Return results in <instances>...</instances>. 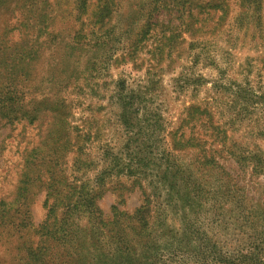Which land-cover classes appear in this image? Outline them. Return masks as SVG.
I'll use <instances>...</instances> for the list:
<instances>
[{
    "label": "trees",
    "instance_id": "obj_1",
    "mask_svg": "<svg viewBox=\"0 0 264 264\" xmlns=\"http://www.w3.org/2000/svg\"><path fill=\"white\" fill-rule=\"evenodd\" d=\"M237 2L238 11H264V0ZM71 3L75 11L62 12L57 0H0V131L20 137L21 157L15 190L0 196V247L15 252L13 264H264V203L220 164L223 133L208 111L189 108L170 130L153 105L155 76L138 88L118 80L117 130L99 159L89 152L101 142L95 120L74 119L81 80L95 72L99 81L114 65L140 70L146 50L151 64L174 62L186 36L194 47L230 0H139L126 27L117 0ZM60 15L81 27L55 32ZM253 167L264 174L263 159ZM107 191L118 199L110 218L99 206ZM134 192L141 202L129 213ZM42 193L47 215L36 227L32 205Z\"/></svg>",
    "mask_w": 264,
    "mask_h": 264
},
{
    "label": "rangeland",
    "instance_id": "obj_2",
    "mask_svg": "<svg viewBox=\"0 0 264 264\" xmlns=\"http://www.w3.org/2000/svg\"><path fill=\"white\" fill-rule=\"evenodd\" d=\"M117 1L120 3L117 19L126 27L130 23L128 18L131 19L138 13L133 4H139V0ZM71 2L72 0H57L55 10L75 11ZM237 3V0H230L231 11H227L226 15L220 13L213 17L209 23V33L196 37L199 42L194 47L191 48L192 40L186 36V41L177 47L179 52L175 53L174 62H164L159 66L151 64L146 50L141 54L140 70L130 63L114 65L110 69H101L102 77L99 81L92 80L94 75H98L95 72L85 77L89 81H80V88L75 90L74 95L77 108L74 107V119L77 124L85 123L82 117L90 116V119L95 120L91 127L93 130H100L101 142L97 141L90 146L89 152L93 157L99 159L100 147L106 141L104 139L112 137L117 130V110L110 102L115 82L125 79L128 86L138 88L148 77L155 76L153 79L157 82L153 90H156L157 98L153 105L163 113L168 128L175 129L189 108L197 107L208 111L223 133L225 143L220 142L223 147L216 148L222 157L220 164L233 179L238 180L252 201L264 203V174L256 173L253 167L255 158L264 160V11H238ZM247 12L248 15L244 14ZM60 17L62 16L53 25L55 32L73 31L81 27L74 16L66 22ZM218 22H222V26L215 25ZM150 49L151 46L148 50ZM150 69L153 75L146 76ZM83 70L84 63L80 65V77ZM102 79L106 82H102ZM104 94L107 98L102 99ZM88 107H91V111L86 110ZM8 134V130L0 131V196H6L15 190L20 169L17 164L21 157L15 153L19 149L17 144L20 137L17 138L16 133H10V137ZM230 153H237L241 160L236 161L235 156ZM179 156L190 159V155L184 152ZM72 157L66 158L65 174L72 164ZM6 177L11 178L8 183L5 181ZM126 199L124 209L129 213L141 202L139 192L126 194ZM44 202L45 193H42L32 205L36 227L47 215ZM117 202V196L111 191H107L99 201L106 218L112 216V207ZM13 248L12 244L11 249ZM14 257L13 250L6 252L4 247H0V263L13 264Z\"/></svg>",
    "mask_w": 264,
    "mask_h": 264
}]
</instances>
